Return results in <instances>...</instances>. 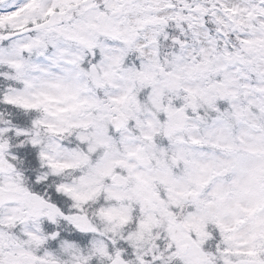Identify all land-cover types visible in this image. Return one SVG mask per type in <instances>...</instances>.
Masks as SVG:
<instances>
[{"label": "snow or ice", "instance_id": "6c2138e0", "mask_svg": "<svg viewBox=\"0 0 264 264\" xmlns=\"http://www.w3.org/2000/svg\"><path fill=\"white\" fill-rule=\"evenodd\" d=\"M0 264H264V0H0Z\"/></svg>", "mask_w": 264, "mask_h": 264}]
</instances>
